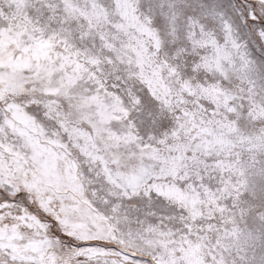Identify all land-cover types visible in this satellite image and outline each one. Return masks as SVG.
I'll use <instances>...</instances> for the list:
<instances>
[{"label": "snow or ice", "instance_id": "1", "mask_svg": "<svg viewBox=\"0 0 264 264\" xmlns=\"http://www.w3.org/2000/svg\"><path fill=\"white\" fill-rule=\"evenodd\" d=\"M0 264H264V0H0Z\"/></svg>", "mask_w": 264, "mask_h": 264}]
</instances>
